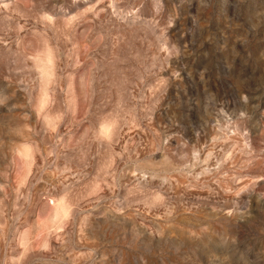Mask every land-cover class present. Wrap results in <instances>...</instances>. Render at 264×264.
Listing matches in <instances>:
<instances>
[{
    "label": "rangeland",
    "instance_id": "1",
    "mask_svg": "<svg viewBox=\"0 0 264 264\" xmlns=\"http://www.w3.org/2000/svg\"><path fill=\"white\" fill-rule=\"evenodd\" d=\"M0 264H264V0H0Z\"/></svg>",
    "mask_w": 264,
    "mask_h": 264
}]
</instances>
